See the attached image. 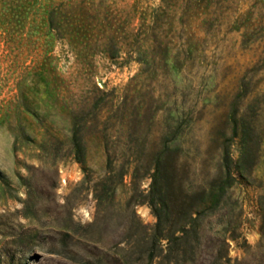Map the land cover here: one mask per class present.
<instances>
[{"label":"rangeland","instance_id":"obj_1","mask_svg":"<svg viewBox=\"0 0 264 264\" xmlns=\"http://www.w3.org/2000/svg\"><path fill=\"white\" fill-rule=\"evenodd\" d=\"M0 264H264V0H0Z\"/></svg>","mask_w":264,"mask_h":264},{"label":"trees","instance_id":"obj_2","mask_svg":"<svg viewBox=\"0 0 264 264\" xmlns=\"http://www.w3.org/2000/svg\"><path fill=\"white\" fill-rule=\"evenodd\" d=\"M219 175L221 178H232L233 177V172L230 168H224L219 172ZM153 176V181H152V199L150 200L152 209L155 213V215L158 218L157 222V227L159 228V234H156V240H161L163 237H166L168 234L164 233V228L162 227V221L163 219L165 220L166 217V211H167V206H166V200L165 197L168 196L169 193V188H165V173L163 170V167H161V164H156L155 166V171L152 174ZM162 184L164 186H162ZM181 190L182 193V198L179 200L180 202V209L181 212H187L189 214H192L193 212H201V208L207 207L208 202L212 201L215 204V206H219L220 204L223 203V187L221 185H218L219 191L222 192L221 195H218L217 193L212 192L210 196L207 198L202 199L200 202H198V208L197 206H192L187 203V198H190L193 196V193H191L189 190L184 189V185L179 181L175 183ZM154 190V191H153ZM225 195V194H224Z\"/></svg>","mask_w":264,"mask_h":264}]
</instances>
